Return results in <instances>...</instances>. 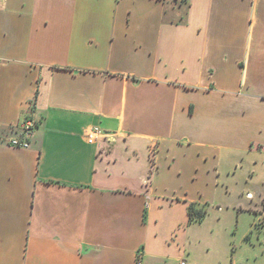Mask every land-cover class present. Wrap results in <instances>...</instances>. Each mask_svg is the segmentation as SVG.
<instances>
[{"label":"crops","instance_id":"crops-1","mask_svg":"<svg viewBox=\"0 0 264 264\" xmlns=\"http://www.w3.org/2000/svg\"><path fill=\"white\" fill-rule=\"evenodd\" d=\"M209 176L264 256V0H0V264H198Z\"/></svg>","mask_w":264,"mask_h":264},{"label":"rangeland","instance_id":"rangeland-1","mask_svg":"<svg viewBox=\"0 0 264 264\" xmlns=\"http://www.w3.org/2000/svg\"><path fill=\"white\" fill-rule=\"evenodd\" d=\"M183 179L184 177L176 176L175 181L178 183ZM208 180V189L202 192V199L207 201L208 214L202 222H192L189 228L192 257L198 264H218L228 261L234 251L236 256L242 259V264H264V256H253L254 252H252L249 243L241 239V236L246 231L248 233V229H250V215H246L238 222L231 208L228 210L218 208L219 201L230 203L237 198V188L230 189L231 192L228 194L220 190V192L213 191L210 183L212 176H209ZM201 182L199 176L193 177L191 182H188L193 195Z\"/></svg>","mask_w":264,"mask_h":264},{"label":"built area","instance_id":"built-area-1","mask_svg":"<svg viewBox=\"0 0 264 264\" xmlns=\"http://www.w3.org/2000/svg\"><path fill=\"white\" fill-rule=\"evenodd\" d=\"M35 127V120L32 117L25 118L17 126V134L8 140V144L17 147H27L29 145L28 136ZM84 139L89 144H99L102 141H112L115 133L103 131L98 126H89L84 129ZM136 264H140V255L137 256ZM179 264H188L186 259H181Z\"/></svg>","mask_w":264,"mask_h":264},{"label":"trees","instance_id":"trees-1","mask_svg":"<svg viewBox=\"0 0 264 264\" xmlns=\"http://www.w3.org/2000/svg\"><path fill=\"white\" fill-rule=\"evenodd\" d=\"M206 214V208H196L194 204H190L188 207V216L190 221H201Z\"/></svg>","mask_w":264,"mask_h":264}]
</instances>
